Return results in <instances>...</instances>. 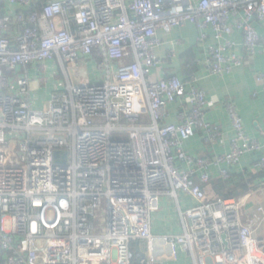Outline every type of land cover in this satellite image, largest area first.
<instances>
[{
  "label": "built area",
  "instance_id": "2783aa9c",
  "mask_svg": "<svg viewBox=\"0 0 264 264\" xmlns=\"http://www.w3.org/2000/svg\"><path fill=\"white\" fill-rule=\"evenodd\" d=\"M170 1L0 0V264H174L181 253L193 264H264L254 192L221 197L210 185L211 167L227 181L246 154L264 174V139L246 134L234 100L206 96L196 78L153 79L157 33L186 24L211 76L264 53L255 29L264 0ZM253 77L264 98V74ZM33 80L46 110L33 108ZM220 105L229 151L187 154L196 134L209 147L222 138L206 118ZM179 194L193 206L182 209ZM164 199L178 234L152 232Z\"/></svg>",
  "mask_w": 264,
  "mask_h": 264
},
{
  "label": "crops",
  "instance_id": "0c3cea01",
  "mask_svg": "<svg viewBox=\"0 0 264 264\" xmlns=\"http://www.w3.org/2000/svg\"><path fill=\"white\" fill-rule=\"evenodd\" d=\"M188 1L172 0L170 3L173 6H185ZM1 9H4V6H1ZM255 29L259 36L264 38V24H255ZM157 36L161 41V45L156 49V56L162 63L154 70L153 79L156 80L171 75H175L182 80L190 77L196 78L197 86L204 91L206 96H216L222 101L234 100L246 134L257 140L264 139V98L253 77L258 72L264 74V53H259L254 59L245 57L241 67L234 68L230 74L217 77L209 75L204 66L205 52L198 47V31L194 25L186 24L173 29L170 33L158 32ZM230 39L236 44V53L243 56L241 35L236 32ZM207 43L215 44L210 31L208 32ZM39 93L36 96L34 94L33 106L36 108H41L42 101L45 98L41 90H39ZM171 111L175 113L176 106H171ZM206 118L211 124L218 126L222 132V138L216 145L209 147L203 143L200 134H196L184 143L183 148L189 155L210 160L213 156L224 155L229 151L233 133L224 106L220 105L208 110ZM257 160L258 154L244 155L237 165L227 167L230 171V178L235 174L256 175L257 173L253 171V167ZM177 167L180 169L185 168L180 163H177ZM210 176V182L221 180L217 167H211ZM257 180L254 179V184L257 183ZM252 192H254V196L248 208L255 209L257 205L264 207V190L257 191L255 189ZM179 199L182 209L193 206V202L188 197L179 194ZM160 205L161 209H167L168 212L162 211L152 217V232L154 234L180 233L176 222L177 215L171 206V202L164 199ZM259 233L264 235V222ZM174 264L193 263L188 256L181 253L179 261Z\"/></svg>",
  "mask_w": 264,
  "mask_h": 264
},
{
  "label": "trees",
  "instance_id": "16d2710c",
  "mask_svg": "<svg viewBox=\"0 0 264 264\" xmlns=\"http://www.w3.org/2000/svg\"><path fill=\"white\" fill-rule=\"evenodd\" d=\"M255 178L262 180L264 179V174H235L227 181H222L219 179L213 180L210 182V185L214 192L221 197H240L249 191L258 189L257 183L254 184L255 182H253Z\"/></svg>",
  "mask_w": 264,
  "mask_h": 264
},
{
  "label": "rangeland",
  "instance_id": "374dc122",
  "mask_svg": "<svg viewBox=\"0 0 264 264\" xmlns=\"http://www.w3.org/2000/svg\"><path fill=\"white\" fill-rule=\"evenodd\" d=\"M40 70H41V69H40ZM41 71H42V70H41ZM56 80H57V81H62V78H61L60 74H58V76L56 77ZM40 83H42V82H40ZM40 83H39V84H40ZM39 84H38V81H37V80H36V81H35V80L32 81V85H31V87H32V91L34 92L35 96H36L37 94H40V93H39V88H40V87H39ZM38 99H40V98L38 97ZM42 99H43V98H42ZM43 101H46V100L43 99ZM43 107H44V110L47 109V103H46V102H44V106H43ZM33 108H36V107H33ZM39 108H40V107H39ZM162 211H163V212H166V211L168 212L167 209H163V208L161 209L160 212H162ZM259 234H260V233H259ZM260 235H261V234H260Z\"/></svg>",
  "mask_w": 264,
  "mask_h": 264
},
{
  "label": "water",
  "instance_id": "95a60500",
  "mask_svg": "<svg viewBox=\"0 0 264 264\" xmlns=\"http://www.w3.org/2000/svg\"><path fill=\"white\" fill-rule=\"evenodd\" d=\"M55 156L57 157L58 156V153H56Z\"/></svg>",
  "mask_w": 264,
  "mask_h": 264
}]
</instances>
